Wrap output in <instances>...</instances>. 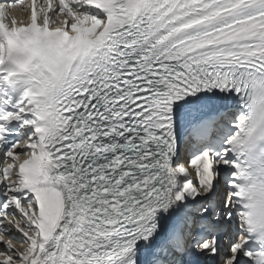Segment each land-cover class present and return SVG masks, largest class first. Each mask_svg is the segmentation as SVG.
<instances>
[{"label":"snow or ice","instance_id":"1","mask_svg":"<svg viewBox=\"0 0 264 264\" xmlns=\"http://www.w3.org/2000/svg\"><path fill=\"white\" fill-rule=\"evenodd\" d=\"M0 2V264H264V0Z\"/></svg>","mask_w":264,"mask_h":264},{"label":"bare ground","instance_id":"2","mask_svg":"<svg viewBox=\"0 0 264 264\" xmlns=\"http://www.w3.org/2000/svg\"><path fill=\"white\" fill-rule=\"evenodd\" d=\"M9 11H10L11 15H14L18 19L25 18L27 13H28V5L25 2L20 7H15V6L11 5Z\"/></svg>","mask_w":264,"mask_h":264}]
</instances>
